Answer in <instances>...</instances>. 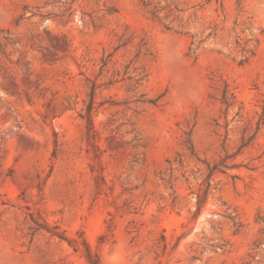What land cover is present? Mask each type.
<instances>
[{
	"label": "rangeland",
	"instance_id": "1",
	"mask_svg": "<svg viewBox=\"0 0 264 264\" xmlns=\"http://www.w3.org/2000/svg\"><path fill=\"white\" fill-rule=\"evenodd\" d=\"M87 249L264 264V0H0V264Z\"/></svg>",
	"mask_w": 264,
	"mask_h": 264
},
{
	"label": "trees",
	"instance_id": "2",
	"mask_svg": "<svg viewBox=\"0 0 264 264\" xmlns=\"http://www.w3.org/2000/svg\"><path fill=\"white\" fill-rule=\"evenodd\" d=\"M226 95H227V89L224 90V100H225ZM92 100H93V94L91 95V102L86 108L85 116L81 115V118L83 120H85V123H86V135H85L86 141L88 142V144L91 147H95L94 146V140L96 138V134H95V131L93 129V122H92V117H91V111H92V105H93ZM219 165L208 166V174H207L206 179H205V187L200 189V191L196 197V199H197L196 200L197 211L200 210V208L202 207V205L206 201L208 191L210 189L211 177H212L214 171L217 169V166H219ZM59 238L62 240H65V237L62 235ZM86 252H87L86 253V259H87L89 264H101L99 257L97 255H94V256L91 255V253L88 251V249Z\"/></svg>",
	"mask_w": 264,
	"mask_h": 264
}]
</instances>
